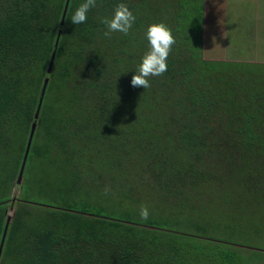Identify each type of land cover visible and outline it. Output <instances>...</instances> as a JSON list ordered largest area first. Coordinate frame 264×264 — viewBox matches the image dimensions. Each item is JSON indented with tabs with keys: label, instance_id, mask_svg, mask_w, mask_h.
Here are the masks:
<instances>
[{
	"label": "trees",
	"instance_id": "obj_1",
	"mask_svg": "<svg viewBox=\"0 0 264 264\" xmlns=\"http://www.w3.org/2000/svg\"><path fill=\"white\" fill-rule=\"evenodd\" d=\"M66 1L0 0V264H239L209 232L264 239V64L204 58L205 0H97L80 25L71 0L62 25ZM121 2L133 28L107 38ZM160 22L167 71L133 87Z\"/></svg>",
	"mask_w": 264,
	"mask_h": 264
},
{
	"label": "rangeland",
	"instance_id": "obj_2",
	"mask_svg": "<svg viewBox=\"0 0 264 264\" xmlns=\"http://www.w3.org/2000/svg\"><path fill=\"white\" fill-rule=\"evenodd\" d=\"M205 13L206 60L264 64V0H205ZM36 170H40L39 165ZM15 194L20 196V188L15 187L12 196ZM208 195L202 193L192 205L204 203ZM244 203L249 206V200ZM16 209L12 203L9 214L13 216ZM216 223L217 230L209 235L231 242L222 249L234 261L240 255L239 264H264V239L256 231L246 226L232 230L223 221Z\"/></svg>",
	"mask_w": 264,
	"mask_h": 264
},
{
	"label": "clouds",
	"instance_id": "obj_3",
	"mask_svg": "<svg viewBox=\"0 0 264 264\" xmlns=\"http://www.w3.org/2000/svg\"><path fill=\"white\" fill-rule=\"evenodd\" d=\"M96 6L97 0H84L72 12L69 21L74 25L85 23L88 12ZM135 20L136 17L127 4L123 2L118 3L111 17L101 19V23L106 27L103 35L107 38H111L112 33L115 32L127 35L133 28ZM145 37L149 42V50L137 66L135 75L131 79V85L133 87L147 89L151 86L149 81L150 77H160L167 71V58L176 41L171 29L163 22L149 25ZM105 191L107 192L108 189L106 188ZM149 214V209L146 206H141V219L147 220Z\"/></svg>",
	"mask_w": 264,
	"mask_h": 264
},
{
	"label": "water",
	"instance_id": "obj_4",
	"mask_svg": "<svg viewBox=\"0 0 264 264\" xmlns=\"http://www.w3.org/2000/svg\"><path fill=\"white\" fill-rule=\"evenodd\" d=\"M70 1L71 0H67L66 1V5H65V9H64L63 17H62V22H61L62 25H64V23H65V18H66L67 12H68ZM60 37H61V31L59 32V34L57 36V40H56V43H55V48L58 47V44H59V41H60ZM55 58H56V51L53 53L51 61H50V65H49V69H48L49 73H51L52 70H53ZM48 83H49V79H46L44 87H43V90H42V93H41V97H40V100H39L37 112H36V115H35V119L36 120H38L39 116H40V112H41V108H42V105H43V102H44V98H45V94H46V91H47ZM36 128H37V123H34L33 126H32V130H31L30 136H29L27 149H26L25 156H24V159H23V164H22V167H21V172H20V175H19V178H18V184H21L22 180H23L24 170H25L26 163H27V160H28V156H29V153H30V150H31V146H32V143H33V139H34V135H35V132H36ZM14 202H15V200H13V203ZM10 222H11V218L7 222V225H6V228H5V232H4V235H3V238H2V242H1V245H0V259H1L2 252H3V249H4V245H5V241H6V237H7L8 228H9Z\"/></svg>",
	"mask_w": 264,
	"mask_h": 264
}]
</instances>
